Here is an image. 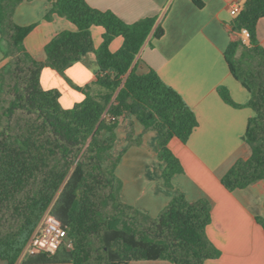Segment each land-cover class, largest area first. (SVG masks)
Returning <instances> with one entry per match:
<instances>
[{"label":"trees","instance_id":"trees-1","mask_svg":"<svg viewBox=\"0 0 264 264\" xmlns=\"http://www.w3.org/2000/svg\"><path fill=\"white\" fill-rule=\"evenodd\" d=\"M44 17L66 19L75 31L56 34L43 48L44 59L33 58L24 40L34 26L20 27L13 15L20 0H0V261L15 264L31 234L49 211L64 227L71 248L61 247L71 264H131L160 260L171 264H205L220 251L206 228L211 206L206 199L189 202L176 195L151 217L121 202L114 175L119 156L111 150L119 120L132 117L144 131H154L157 159L166 185L182 171L168 145L172 138L186 143L197 119L182 98L148 69L137 73L136 57L149 37L160 39L155 18L126 24L109 11L85 0H48ZM202 8L200 0H190ZM264 0H244L229 26L224 57L233 78L249 93L245 140L251 149L221 179L229 192L244 189L264 177V49L256 39ZM102 30L94 47L92 28ZM249 39L242 42L241 32ZM121 45L111 51L112 42ZM89 54L97 72L91 85L78 87L66 70ZM44 68L62 77L83 99L71 108L60 103L57 89H44ZM222 100L235 108L224 87ZM264 230V219H257ZM53 256V255H52ZM42 254V261L54 257Z\"/></svg>","mask_w":264,"mask_h":264},{"label":"crops","instance_id":"crops-1","mask_svg":"<svg viewBox=\"0 0 264 264\" xmlns=\"http://www.w3.org/2000/svg\"><path fill=\"white\" fill-rule=\"evenodd\" d=\"M99 11H109L126 24L155 18L163 29L160 39L149 37L136 57L137 73L154 70L161 81L179 94L195 114L197 127L186 143L177 138L169 149L179 160L182 171L166 185L155 144L158 135L144 131L132 117L119 120L111 154L119 156L114 175L120 183L122 203L156 217L178 194L189 202L208 200L211 222L206 228L210 242L221 255L205 264H264V230L256 221L264 219V177L244 189L227 191L222 177L238 160H246L251 149L245 132L253 111L246 107L249 93L231 75L224 52L228 46L230 15L233 3L244 0H200L202 8L190 0H85ZM48 0H20L13 21L20 27L34 26L24 40L27 52L35 59H44V46L62 31H75L66 19L53 16ZM91 29L93 44L101 43L102 31ZM95 38V39H94ZM1 39V35H0ZM256 39L264 49V18L257 22ZM121 40L115 39L110 49L116 51ZM95 47V45H94ZM96 48V47H95ZM4 64L0 51V66ZM97 66L93 54L70 66L66 78L75 86L84 87L95 81ZM66 75V74H65ZM44 89H57L60 103L69 108L83 99L62 77L44 68L40 78ZM228 90L231 99L242 107L226 104L218 88ZM54 260L42 261V254L20 255L15 264H71L58 250ZM0 264H8L0 261ZM131 264H171L147 260Z\"/></svg>","mask_w":264,"mask_h":264},{"label":"built area","instance_id":"built-area-1","mask_svg":"<svg viewBox=\"0 0 264 264\" xmlns=\"http://www.w3.org/2000/svg\"><path fill=\"white\" fill-rule=\"evenodd\" d=\"M241 8L242 5L238 3L231 4L230 15L237 16ZM241 36L242 42L247 43L249 39L247 30H243ZM63 246L71 248L72 242L67 239L61 222L47 211L28 239L21 255L35 256L40 253L52 256Z\"/></svg>","mask_w":264,"mask_h":264},{"label":"rangeland","instance_id":"rangeland-1","mask_svg":"<svg viewBox=\"0 0 264 264\" xmlns=\"http://www.w3.org/2000/svg\"><path fill=\"white\" fill-rule=\"evenodd\" d=\"M97 30H98V31H102L100 28H98ZM94 39H95V38H94ZM116 40H117V39H116ZM94 45H95V47H97L95 43H94ZM65 74H66V76H67V73H65ZM71 107H72V106H71ZM71 107H69V108H71Z\"/></svg>","mask_w":264,"mask_h":264}]
</instances>
